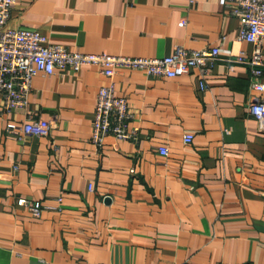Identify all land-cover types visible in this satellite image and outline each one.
<instances>
[{
	"label": "crops",
	"instance_id": "obj_1",
	"mask_svg": "<svg viewBox=\"0 0 264 264\" xmlns=\"http://www.w3.org/2000/svg\"><path fill=\"white\" fill-rule=\"evenodd\" d=\"M9 26L73 52L163 58L219 47L222 59L206 77L57 69L37 76L28 106L13 110L0 94V264H264V133L249 110L259 93L250 69L228 61L254 45L238 42L228 8L18 0ZM111 84L132 105L138 139L109 136L99 148L97 98ZM40 120L48 135L12 133ZM21 200L41 203V213Z\"/></svg>",
	"mask_w": 264,
	"mask_h": 264
},
{
	"label": "built area",
	"instance_id": "obj_2",
	"mask_svg": "<svg viewBox=\"0 0 264 264\" xmlns=\"http://www.w3.org/2000/svg\"><path fill=\"white\" fill-rule=\"evenodd\" d=\"M17 1L0 0V94L4 97L7 110L27 107L34 79L39 75L53 76L57 69L79 72L85 66H97L109 78H114L123 69L140 70L150 77L163 79L187 75L194 69H200L203 77H206L222 59L219 47L200 50L177 47L172 55L163 58L73 52L65 46L49 43L48 38L39 31L11 28L9 22ZM219 1L240 20L238 42L254 45L251 53L232 51L228 61L250 69L251 87L259 96L250 104L249 110L264 133V0ZM134 119L132 105L117 96L115 84L102 87L97 98L92 143L101 148L109 136L120 141L137 140L138 129H131ZM50 130V121L40 120L28 123L20 130L13 129L12 133L48 135ZM193 140L194 135H186V143ZM160 153L169 156L170 151L167 147H161ZM90 189L95 190L93 185ZM20 203L29 205L37 215L43 209L41 203L31 205L26 200Z\"/></svg>",
	"mask_w": 264,
	"mask_h": 264
}]
</instances>
